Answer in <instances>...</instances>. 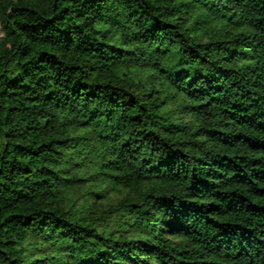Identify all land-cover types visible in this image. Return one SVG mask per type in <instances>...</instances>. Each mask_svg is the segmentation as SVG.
<instances>
[{
	"label": "trees",
	"instance_id": "16d2710c",
	"mask_svg": "<svg viewBox=\"0 0 264 264\" xmlns=\"http://www.w3.org/2000/svg\"><path fill=\"white\" fill-rule=\"evenodd\" d=\"M0 264H264V0H0Z\"/></svg>",
	"mask_w": 264,
	"mask_h": 264
},
{
	"label": "rangeland",
	"instance_id": "374dc122",
	"mask_svg": "<svg viewBox=\"0 0 264 264\" xmlns=\"http://www.w3.org/2000/svg\"><path fill=\"white\" fill-rule=\"evenodd\" d=\"M120 196L119 195H114V198L115 199H118Z\"/></svg>",
	"mask_w": 264,
	"mask_h": 264
}]
</instances>
